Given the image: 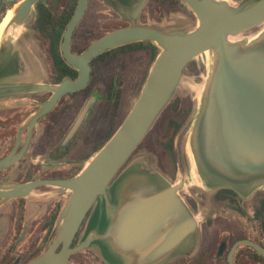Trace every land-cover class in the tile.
I'll list each match as a JSON object with an SVG mask.
<instances>
[{"label":"water","instance_id":"water-1","mask_svg":"<svg viewBox=\"0 0 264 264\" xmlns=\"http://www.w3.org/2000/svg\"><path fill=\"white\" fill-rule=\"evenodd\" d=\"M36 1L20 3L11 25H22ZM89 1H77L62 41L64 59L79 71L75 81L65 79L58 86L0 84V98L31 90L54 91L50 100L29 120L30 132L40 118L57 105L62 95L88 85L92 59L110 49L142 40L155 43L161 52L132 111L77 175L33 180L9 187H2L0 183V199L3 200L28 197L41 185L71 190L56 239L43 254L27 264H75L71 256L98 240L96 230L88 231L84 239L72 247L82 223L96 204L112 210L109 186L170 104L188 64L207 51H213L216 59L192 140L202 177L200 182L209 189L227 186L243 193L252 186L264 184V29L256 35L231 41L264 23V0H248L237 6L231 5L230 0H184L198 18L196 29L168 32L150 26L129 25L99 38L83 53L77 54L71 41ZM145 2L139 4L134 20ZM93 102L92 98L88 101L64 143L80 129ZM21 130L17 146L21 143ZM16 148L0 160V169L22 158L24 150L16 155ZM48 162L59 164L63 161L49 159ZM140 168L135 165L123 176L118 209L104 233L105 246L109 250H105V246L103 250L112 258V264L119 260L118 255L123 259L120 264H164L180 245L198 233L200 222L180 194L186 183L180 180L170 184L160 174L146 177ZM241 247H251L264 257L262 244L244 238L231 246L228 264H235L236 253Z\"/></svg>","mask_w":264,"mask_h":264},{"label":"rangeland","instance_id":"rangeland-1","mask_svg":"<svg viewBox=\"0 0 264 264\" xmlns=\"http://www.w3.org/2000/svg\"><path fill=\"white\" fill-rule=\"evenodd\" d=\"M103 1L104 0H91L86 19L83 20L78 36L76 37L75 46L77 49H86L87 46L97 38H101L111 29L114 30L118 28L117 20H119V17L126 16L128 15L127 12L129 10H133L131 8L132 6L118 4L116 0H108L110 3L112 2L116 8V16L113 14L111 6L104 4ZM75 2L76 0H70L68 10L71 9L72 4ZM245 2V0H230L231 5L233 6H237ZM185 3L186 2L184 1L177 2L176 0H166L164 6H158L157 3L154 4L151 2V7L148 13L151 11L155 14V16L146 14L141 22H149L150 25L157 26L162 31H192L196 29L199 21L197 16L190 8L187 7ZM14 9L16 10V8ZM16 13L17 12L15 11V17L17 15ZM64 14L66 15L65 12L63 15ZM56 18H61L59 11L56 12L53 20ZM132 21H134L133 25H137L138 22L136 23L135 20ZM13 25H15V23H13ZM27 25L29 24L24 23L21 25L20 36H22L25 32ZM263 28L264 23L261 25L259 24L251 31H254L255 29L261 31ZM251 31L240 34L237 37L243 38L244 36H250L252 33ZM19 35L17 37H19ZM33 35L35 34L28 33L24 42L26 41L27 44L31 43V48L40 52L38 45L39 42H35L37 40H35V37L33 38ZM15 39L12 42L7 40L5 42L9 51L0 56L1 70L5 69L7 66L14 67L15 65V61L12 58L14 53V44L16 41ZM119 55V57H111L110 62L108 63L99 62L95 64L96 74L94 75L93 84L95 89L102 90L107 85L106 77L110 76L111 73L123 77V83L120 85L123 94L119 111H113L114 113L109 112L110 116L103 118V122L99 119L100 116H96L93 125H90L84 139L79 142L77 141L76 148L73 149L72 157L69 163L60 167L61 172L59 174L51 173L52 175L54 174L55 178L59 176L62 178H73L78 172H80L91 159V157L88 156L93 154V149L100 141V139L95 135V138L93 137L95 131L105 130L107 127V120L109 119H113V122H116V126L121 125L128 113L132 111L139 94H141L146 78L149 76L152 68L149 63V55L145 51L129 52L128 54ZM215 59L216 56L212 51L205 54L203 53L193 59L186 67L184 76L182 77L170 104L165 108L167 111L173 110V106L178 103L182 105V109L184 111L186 108H191V111H193L186 127L177 137L176 142L179 146L178 149L182 152V156L179 157L177 152L179 169L176 171L175 177H173L170 173L166 175L162 172L156 173L162 175L166 182L170 184L176 183L180 180H183L186 183L185 187L181 188L180 194L183 200H185V202L189 205L188 207L192 213L200 222L198 228L199 233H197L196 236L198 243L195 255L199 254L200 257L201 253L204 251L206 256V259L187 257L185 261L180 260L183 259L180 257L176 259L180 260L178 261V264H225V259L219 261L215 259V252L218 245L221 244V241L225 239L224 237H227L228 241L230 240L229 242L231 243L239 237L244 236L264 243V218L259 219L256 217V210L259 207V203L262 199H264V184L257 187L252 186L249 189H246L247 193L236 191V202L227 199L219 201L214 197L215 195L213 193L214 189L221 188L216 187L211 190L204 183L202 184L200 182V178L202 179V177L198 170L197 157L194 153L195 150L192 141V153L189 152L190 150L188 149L190 140H193V133L196 129L198 116L204 108L207 87L214 70ZM15 81L19 82V85L27 84L24 77L19 79H8L7 76L0 75L1 85L17 84ZM17 93L18 94H12L0 98V115H9L11 111L10 104L15 102H11L13 97L24 98L26 95L24 92ZM102 105V102H99L97 105V111H99L97 114H99L100 110H102ZM165 113H163V115ZM20 123L21 122H17L18 126ZM155 134L156 132L154 135ZM15 139V134L9 139L7 137L0 136V149L2 150L4 146H10L13 144ZM148 140V142L144 141L140 148L136 150V152L126 162L124 167L121 168L117 176L127 168L129 169L135 166L137 163H143L147 170H150L149 168H151L152 171L153 169L155 170L160 167L158 162V153L154 150V148L156 149V142L152 141L153 139L151 136ZM52 142L57 144L60 141L54 140ZM4 149H6V147ZM11 185H13V183H5L2 187H9ZM224 187L225 186L222 188ZM238 192H240V195H238ZM70 196L71 190H65L49 185L34 189L32 194L27 197L28 199L25 198L17 201L12 200V202H10L11 205L18 202L17 226H19V228L16 232L17 237L13 241L17 242L18 239L21 238V234H23V238L19 247H9L8 264H11L14 261L16 262L17 259L20 261L19 264H27L32 257H35L39 253V251L43 250L44 252L49 247L58 235L59 228L61 226L60 221L62 212ZM26 202L27 208L24 207ZM190 203L194 206L190 207ZM58 204L62 205L61 216L56 222V225L52 230L53 232H50L49 234V230L45 226V222ZM94 209L95 206L91 212H89L86 218L87 221L89 215H91ZM13 216L15 215L13 214ZM86 222L81 227L80 238L77 240V244L85 237ZM13 237H15V235ZM106 246L105 250L108 248H106ZM111 259L112 258L110 256L102 253L96 244H92L85 250L75 254L71 262L75 264H112Z\"/></svg>","mask_w":264,"mask_h":264},{"label":"flooded vegetation","instance_id":"flooded-vegetation-1","mask_svg":"<svg viewBox=\"0 0 264 264\" xmlns=\"http://www.w3.org/2000/svg\"><path fill=\"white\" fill-rule=\"evenodd\" d=\"M23 1L24 0H0V19H1L0 23H3L6 17H8L10 13L15 10L14 8H16L17 11L20 3H22ZM107 1L108 0H104L103 1L104 4L111 6V8L113 9V14L117 16L116 8L114 7L113 3L112 2L109 3ZM116 1L118 4H122V5L126 4L128 6H132L131 8L133 10H129L127 12L128 15L119 17V20H117L118 28L114 30L111 29L108 33L112 31L114 32L118 29L127 27L129 25H133L134 22L132 21L134 20L133 17L136 13L139 4L143 0H139V2L138 0H116ZM69 2L70 0H37L35 2L29 17L26 18L24 21L25 24L28 23L29 25L26 26L27 28H25V32L23 33V35L22 36L19 35V37H16L15 39L16 41L13 49L14 53L12 56L13 60L15 61V65L14 67L7 66L5 69L2 70L0 69V75H5L8 77V79H19L24 77L27 84L38 83V84H45L50 86H58L65 79H72L74 81L77 79L79 71L66 62V60L63 57V51H62V41L69 22L65 25V28L62 32H61V28L63 26V21H64L63 19H66L67 13L69 11L68 10ZM151 2L154 4L157 3L158 6H164L166 0H146L143 8L141 9L135 21L136 23L138 22L137 24L141 26H150V28L160 29L157 26L150 25L149 22H141V20H143L146 14H149L150 16H155V14L152 13L151 11L148 13L151 7ZM90 4H91V0L88 3V8L86 10L84 18L81 20L78 27L75 29L72 37V41H71L72 49L77 54L83 53L93 42L99 39L97 38L95 41L89 44L87 48L84 50L77 49L75 46L76 37L78 36V32L80 27L82 26L83 20L86 19V15L90 7ZM58 11L61 15V18H56L55 20L49 19L55 16L56 12ZM64 12L66 13V15L65 14L63 15ZM11 26L12 25H10V27ZM7 31L9 32V29ZM251 32H250L251 35H256L259 32L261 33L262 30L260 31L258 29H255L254 31ZM28 33L35 34L33 35V38L35 37V40H37L35 42H39L38 45L40 52H38L36 49L31 48L32 47L31 43L27 44L26 41L24 42ZM108 33H106L105 35H107ZM60 34L62 35V37L59 45H57L56 37H59ZM7 36L8 33H6L3 36V39L0 42V56L4 55L8 50V47L6 46L5 43L7 40ZM97 58L98 57H96L95 59ZM95 59H92L90 61V65L92 67V73L90 74V80L88 82V85L82 90L75 92L69 91L66 94L62 95L57 101L56 103L57 105L54 106V108L50 110L47 114H45L42 118H40L39 122L34 126V128H32L31 132L29 130V127H27L29 120L36 112H38L41 109L42 104L47 103L50 100L54 91L31 90L24 92L26 93L24 98H19V97L12 98L11 102L12 101L15 102L10 104L11 111L9 115L8 116L0 115V136L7 137L9 139L11 136H14L15 134L16 139L14 143L11 144L10 146L9 145L4 146L2 150L0 149V160L8 156L16 148L19 140V131L21 129H22L21 143L19 146H17L15 150V154L19 155V153H21L23 150H24V154L18 162H15L14 164L8 166L7 168L0 169L1 184H5V183L21 184L33 180L38 181L44 179H54V180L64 179L60 176L55 178L54 174L52 175L51 173L59 174L61 172L60 167L65 166L66 164L69 163L72 157L73 149L76 148L77 141L79 142L84 139L86 132H88L90 128V125L91 124L93 125L96 116L98 117L100 116L99 119H101V122H103V118L110 116L109 112L119 111V108L121 107V100L123 94L120 85L123 83L122 81L123 77L111 73L110 76L106 77L107 85L105 86V88H103L102 90L95 89L93 85L94 75L96 74L95 64H97L98 62L96 60L95 63ZM66 64H68L72 69H67ZM75 71L77 73L76 77L72 75L75 73ZM15 94L18 93H14V95ZM91 98L94 99V102L91 103L89 110L86 113L82 126L80 127L79 130H77V132L70 138V140L67 143H64L65 140L64 138H66L69 130L75 125L81 111H83L84 107ZM99 102H102L103 108L102 110H100V113L97 114V112H99L97 111V105L99 104ZM192 112L193 111H184V110L167 111L166 109H164L163 112L160 113V115L158 116L157 121L155 122L156 125L159 119L163 116L161 118L162 121L161 129L163 131L165 127L166 129L167 127H170V124L176 118L179 122H181L180 131L175 135V140H174V146L179 154V157L182 156L181 154L182 152L180 151V149H178L179 146L176 142L177 137L179 133L182 132L183 129L186 127V124L190 119ZM163 113L165 114L163 115ZM17 122H21L19 126ZM115 123L113 122V119L107 120L106 129L104 128L105 130L95 131L93 137L95 135L96 137L100 138V132H103L104 134V132H106L107 130H111L116 126ZM161 133L162 132L158 134V138L160 141L164 140V137ZM54 140L55 141L59 140L60 142L55 144L52 142ZM152 141L157 142V139ZM27 144L28 146L26 147ZM5 147L6 149H4ZM49 159L60 160L63 162L59 164H54L48 162ZM160 168L161 167L155 170L153 169V171L151 170V168H149L150 170L148 171L151 174H154V172H162L164 174V172ZM41 186H49V185H41ZM220 188L221 189L211 188V190L214 189V193H213L215 195L214 197L219 201L220 200L223 201L226 199L233 201L234 198L232 196V192H231L232 190H230L232 188L227 186H225L224 188L222 187ZM25 198L28 199L27 197H20V198L15 197L10 200L0 199V202H2V204H0V264H8L9 247L17 248L22 242L23 234H21V238L18 239L17 242L13 241L17 237L16 232L19 228V226H17L18 202H15L14 205H11L10 202H12V200L17 201L21 199L23 200ZM193 206L194 205L191 204L190 207ZM24 207L27 208V202L25 203ZM261 207H262V200L260 201L259 207L257 209ZM13 214L15 216H13ZM261 218H264V214L259 219ZM86 221L87 220H85L82 223V226L85 224ZM80 230L76 236V239L73 241L72 247L76 245L77 240L80 238ZM14 235L15 237H13ZM228 244L229 241L228 239H226V240H222L221 244L218 245V248L216 250V255H218L219 258L226 255ZM74 255L75 254L71 256L70 258L71 261ZM227 258H228V253H227ZM19 263L20 261L17 259L16 262L14 261L11 264H19Z\"/></svg>","mask_w":264,"mask_h":264},{"label":"trees","instance_id":"trees-1","mask_svg":"<svg viewBox=\"0 0 264 264\" xmlns=\"http://www.w3.org/2000/svg\"><path fill=\"white\" fill-rule=\"evenodd\" d=\"M176 1L181 2L182 0H176ZM76 6H77V2L73 3L71 6V9L67 13L66 19H63L64 21H63V26L61 28V32L64 30L65 25L72 18L74 11L76 9ZM53 18H54V16L49 18V19L53 20ZM61 37H62L61 34L59 35V37H56L57 45H59ZM137 51H145L149 55V63H150V66L152 67L154 61L156 60V58H158V56L161 52V49L155 43H153L149 40H142V41H137V42H133V43L130 42V43L124 44V45H122L116 49H113V50L110 49V50L106 51L104 54H101L100 56H98L97 59H95V63H96V60L98 61L97 63H99V61H100V63H103V62L108 63V62H110L111 57L113 58V56L115 58V57H119L120 56L119 54H128L129 52L132 53V52H137ZM66 67H67V69H72L68 64H66ZM76 74L77 73L75 71V73L72 75L76 77ZM173 110H183L182 105L177 103V105L173 106ZM185 111H191V108H186ZM161 123H162V121L160 119L159 122L156 123V125L154 126V129H152V131H150L149 134L142 141L140 146L143 144L144 141L148 142L149 141L148 139L150 136L152 137L153 140H154V138H156L157 139V142L155 143L156 149L154 148V150H156L158 153V157H159L158 162H159V165L161 167L160 169L164 172V174L170 173V174H172L173 177H175L176 171H177V169H179L178 168L179 161H178L177 151H176L175 146H174V140H175V135L180 131L181 122H179L176 118L170 124V127H167V129H166V127L164 128V131L161 129L162 128ZM120 126L121 125H117L114 128H112L111 130H107L106 132H104V134H103V132H100V138H99L100 141L96 144V147L93 149V154L92 155L90 154L88 157L94 156L100 149H102L103 146L107 143V141L109 139H111V137L114 135L116 130L119 129ZM155 132H156V134L154 135ZM160 132H162L161 134L164 137V140H162V141H160L158 138V134ZM140 146L138 147V149L140 148ZM231 192H233V191H231ZM234 201L236 202V199ZM61 212H62V205L58 204L56 206V208L54 209V211H52L50 217L45 222V226L49 230V234H50V232H53L52 230L55 227L56 222L59 220V218L61 216ZM263 214H264V199H262V207L256 210V217L260 218ZM224 238H225L224 240L228 239L227 237H224ZM244 238L252 239L250 237L244 236V237H239L238 239L234 240V242H232V243L229 242L230 244L227 247L226 255L219 258L218 255L215 254L216 255L215 259L218 261L225 259L226 260L225 264H228L227 263L228 262L227 253L229 252L231 246L235 242H237L241 239H244ZM253 240H255V239H253ZM255 242H258V243L262 244V246H264V243H262V242H259L256 240H255ZM42 253H43V250L39 251V253L35 257H32L29 261H31L34 258H37ZM198 258L199 259H206L205 252L203 251L201 253L200 257H198ZM185 259L186 258H183L180 260L185 261ZM180 260L173 261L171 264H178V261H180ZM194 261H197V260H194ZM194 261H192V262H194ZM235 261H236L235 264H264V257L262 255H260L259 253H257L255 251V249H253L251 247H241L238 249V251L236 253ZM192 264H195V263H192Z\"/></svg>","mask_w":264,"mask_h":264},{"label":"crops","instance_id":"crops-1","mask_svg":"<svg viewBox=\"0 0 264 264\" xmlns=\"http://www.w3.org/2000/svg\"><path fill=\"white\" fill-rule=\"evenodd\" d=\"M150 132V131H149ZM149 134V133H148ZM147 134V135H148ZM146 135V136H147ZM145 136V137H146ZM145 139V138H144ZM143 139V140H144ZM142 143V142H141ZM140 146V145H139ZM138 149V148H137ZM136 150V149H135ZM135 152V151H134ZM133 152V153H134ZM136 165H139L141 168V171L143 174L146 175V177H155L158 173L154 172V174H151L145 167L143 163H137ZM132 168V167H131ZM129 169L127 168L124 170L122 173H120L113 181L111 186H109V195L112 200V210L108 208H101L100 203L95 205V209L89 215L88 221L86 222V232H90L92 230H96L99 234L98 240L94 243L96 244L102 253H104V246L105 242L107 239L104 237V233L106 232L107 228L109 227L110 222L112 221L113 215L115 214L116 210L118 209V204H119V191L122 186V178L123 176L127 173ZM231 188V187H230ZM232 190V196H233V201L236 199L237 192L234 190V188L230 189ZM236 194V195H235ZM240 195V194H238ZM2 204V202H0ZM239 209V208H238ZM199 233V231H198ZM198 239L194 237L193 239L188 240L186 243L183 245H180L177 250L174 252L173 256L169 261H166L164 264H171L173 261H175L178 258H198L199 254H196L197 251V241ZM119 260L116 262V264H120L121 261L123 260L120 255Z\"/></svg>","mask_w":264,"mask_h":264},{"label":"bare ground","instance_id":"bare-ground-1","mask_svg":"<svg viewBox=\"0 0 264 264\" xmlns=\"http://www.w3.org/2000/svg\"><path fill=\"white\" fill-rule=\"evenodd\" d=\"M15 11L16 10L12 11L10 13V15L8 17H6V19L3 21V23L0 24V42L3 39V36L6 33H8L7 41H9V42H12L21 33V24H15V25H13V26L10 27L11 22H12L13 18L15 17ZM8 29H9V32L7 31ZM238 39H240V38L234 37V38H231V41H236ZM209 52H211V51H207L206 53H209ZM191 141L192 140H190L188 149L190 150L189 152L192 153V151H193V145H192V142Z\"/></svg>","mask_w":264,"mask_h":264}]
</instances>
